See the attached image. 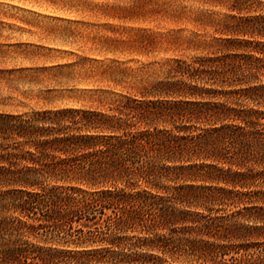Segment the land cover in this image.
Listing matches in <instances>:
<instances>
[{"label": "trees", "instance_id": "trees-1", "mask_svg": "<svg viewBox=\"0 0 264 264\" xmlns=\"http://www.w3.org/2000/svg\"><path fill=\"white\" fill-rule=\"evenodd\" d=\"M192 1L149 86L0 110V264H264V8Z\"/></svg>", "mask_w": 264, "mask_h": 264}, {"label": "rangeland", "instance_id": "rangeland-1", "mask_svg": "<svg viewBox=\"0 0 264 264\" xmlns=\"http://www.w3.org/2000/svg\"><path fill=\"white\" fill-rule=\"evenodd\" d=\"M181 8L173 15L160 0H0V110L95 108L149 86L161 64L197 52L187 45L196 33L190 12L226 14L192 0Z\"/></svg>", "mask_w": 264, "mask_h": 264}]
</instances>
